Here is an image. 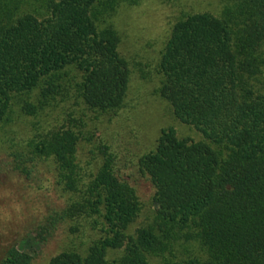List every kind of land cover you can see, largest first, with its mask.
I'll use <instances>...</instances> for the list:
<instances>
[{
	"label": "trees",
	"instance_id": "trees-1",
	"mask_svg": "<svg viewBox=\"0 0 264 264\" xmlns=\"http://www.w3.org/2000/svg\"><path fill=\"white\" fill-rule=\"evenodd\" d=\"M141 2L0 0V130L31 119L27 138L3 140L13 158L5 164L28 178L46 166L66 195L0 264H33L66 223L99 237L49 264H264V0H221L220 15L174 24L156 93L203 138L164 128L140 157L156 188L152 223L130 232L142 203L118 175L113 144H95L96 165L79 159L81 143L125 107L132 68L115 19Z\"/></svg>",
	"mask_w": 264,
	"mask_h": 264
},
{
	"label": "rangeland",
	"instance_id": "rangeland-1",
	"mask_svg": "<svg viewBox=\"0 0 264 264\" xmlns=\"http://www.w3.org/2000/svg\"><path fill=\"white\" fill-rule=\"evenodd\" d=\"M222 8L221 0H142L139 6L125 8L116 16L123 39L120 50L132 68L128 96L118 116L102 121L94 141L81 143L79 159L84 164L96 165L99 159L91 154L95 144L100 141L113 144L119 156L118 175L136 188L142 203L141 214L130 228L132 234L152 223L157 212L156 188L149 176L141 172L140 157L156 147L164 128L173 127L180 137L194 141L203 138L193 126L177 119L171 105L156 93L161 82L158 69L162 52L174 24L184 14L210 12L218 16ZM30 120L22 119L0 130V259L23 237L34 238L50 207L65 206L66 195L46 166L41 173L28 178L5 164L13 158L3 140L16 136L21 142L27 138ZM86 224L77 232L71 231L72 223L60 225L47 242L37 246L33 264H49L52 258L68 250L85 254L99 237V232ZM30 240L26 248L35 250L34 241ZM123 252L112 250L109 258L117 259Z\"/></svg>",
	"mask_w": 264,
	"mask_h": 264
}]
</instances>
